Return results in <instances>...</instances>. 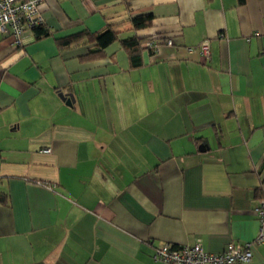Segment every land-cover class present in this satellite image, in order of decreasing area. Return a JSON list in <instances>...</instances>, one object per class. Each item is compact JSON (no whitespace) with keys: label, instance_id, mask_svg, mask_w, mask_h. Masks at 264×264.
Segmentation results:
<instances>
[{"label":"crops","instance_id":"0c3cea01","mask_svg":"<svg viewBox=\"0 0 264 264\" xmlns=\"http://www.w3.org/2000/svg\"><path fill=\"white\" fill-rule=\"evenodd\" d=\"M40 11L47 35L0 33V264H162L155 248L197 241L252 242L249 264H264V0ZM142 15L151 23L133 28ZM108 26L160 43L137 66L119 40L88 58L93 43H59Z\"/></svg>","mask_w":264,"mask_h":264},{"label":"built area","instance_id":"2783aa9c","mask_svg":"<svg viewBox=\"0 0 264 264\" xmlns=\"http://www.w3.org/2000/svg\"><path fill=\"white\" fill-rule=\"evenodd\" d=\"M44 0H0V33H10L13 42L20 43V35L25 29H33L43 23L41 15V4ZM222 38L223 34L218 35ZM165 43L171 45L170 39ZM147 47L156 50L159 42L156 40L147 41ZM198 53L205 62L211 58V46L208 38L198 43ZM189 50H191L189 48ZM44 153L50 152V148L42 149ZM254 213L258 221V233L254 242L264 247V197L261 198ZM153 259L162 264H249L253 257L252 242L244 244L229 242L226 248L219 253L205 251L200 242L193 245L174 247L164 243L155 248L152 254Z\"/></svg>","mask_w":264,"mask_h":264},{"label":"trees","instance_id":"16d2710c","mask_svg":"<svg viewBox=\"0 0 264 264\" xmlns=\"http://www.w3.org/2000/svg\"><path fill=\"white\" fill-rule=\"evenodd\" d=\"M238 2L241 4L244 2V0H238ZM151 18V15L135 16L131 19V23L133 28L139 29L148 26L151 23ZM33 29L37 37L47 35V31L42 25L36 26ZM82 40L93 43V47L89 48L86 58L100 55L108 45L116 40H119L120 44L127 50L132 66H137L140 64V53L142 48H145L147 51H149V53L153 52L152 47H147L145 45L147 41L156 40L159 42L158 39L152 37L142 39L137 38L136 36H130L119 39L118 34L108 26L95 33L82 31L66 36L61 38L59 43L62 46H69L79 43Z\"/></svg>","mask_w":264,"mask_h":264},{"label":"water","instance_id":"95a60500","mask_svg":"<svg viewBox=\"0 0 264 264\" xmlns=\"http://www.w3.org/2000/svg\"><path fill=\"white\" fill-rule=\"evenodd\" d=\"M66 101H67V104H69L70 101L73 102L72 96L71 95H68V98L66 99Z\"/></svg>","mask_w":264,"mask_h":264}]
</instances>
